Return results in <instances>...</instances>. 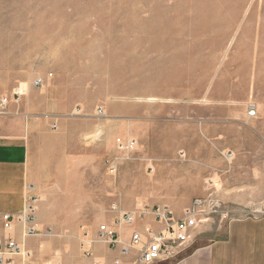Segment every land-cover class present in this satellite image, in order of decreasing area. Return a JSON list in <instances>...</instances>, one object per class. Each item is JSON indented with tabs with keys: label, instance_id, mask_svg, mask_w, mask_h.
Masks as SVG:
<instances>
[{
	"label": "rangeland",
	"instance_id": "1",
	"mask_svg": "<svg viewBox=\"0 0 264 264\" xmlns=\"http://www.w3.org/2000/svg\"><path fill=\"white\" fill-rule=\"evenodd\" d=\"M16 90L0 119L29 135L17 214L36 199L39 231L14 236L33 264H131L99 249L114 204L264 212V0H0V103ZM13 178L0 171V204Z\"/></svg>",
	"mask_w": 264,
	"mask_h": 264
},
{
	"label": "built area",
	"instance_id": "2",
	"mask_svg": "<svg viewBox=\"0 0 264 264\" xmlns=\"http://www.w3.org/2000/svg\"><path fill=\"white\" fill-rule=\"evenodd\" d=\"M35 83L37 87H41L43 79L40 78ZM21 96V93L16 90L12 97L3 98L0 111H6L10 102L19 101ZM99 114H103L102 109ZM248 116L249 118L257 116L255 106H250ZM53 127L57 129L56 125ZM117 144L120 150L125 152L134 151L137 145L136 141H123L122 139H118ZM228 158H233V155H228ZM109 170L112 173L115 172L114 165H109ZM36 202V199H30L23 214H2L0 216L2 229L6 233L5 236H0V264H16L17 257H24V264H33L31 253L19 245L14 234L16 223L20 221L28 225L27 236L35 235L39 231L35 222ZM221 204V200L213 195L207 198H197L183 211L181 217H177L169 206L154 208L141 204L134 211L125 212L114 204L111 206V211L116 215L114 226L102 225L100 227V242L106 244L110 250L118 251L121 257L137 254L131 264L172 262L178 260L194 243L193 233L209 218L219 213ZM126 226L133 228L129 239H126L125 232H123ZM90 264L102 263L94 261ZM114 264H121V259H116Z\"/></svg>",
	"mask_w": 264,
	"mask_h": 264
},
{
	"label": "crops",
	"instance_id": "3",
	"mask_svg": "<svg viewBox=\"0 0 264 264\" xmlns=\"http://www.w3.org/2000/svg\"><path fill=\"white\" fill-rule=\"evenodd\" d=\"M20 131L11 129L8 121L0 119V171L9 172L14 180H19L17 187L13 189L9 203L2 202L0 216L2 214H17L24 202V191L27 187L28 173L25 172L30 153L29 138ZM252 156L264 157V153H250ZM261 154V155H260ZM240 189V188H238ZM14 192L16 194H14ZM222 202H225L222 198ZM10 204V206H7ZM227 205H241L244 201L232 198ZM6 205V206H4ZM236 210H228L226 215L233 214L229 219L226 215L219 220L211 218V225L203 229L201 225L194 233V243L172 262H158L156 264H264V212L257 215L239 216ZM237 212V211H236ZM223 213V212H221ZM210 220V219H209ZM201 228V229H200ZM127 232V229L126 231ZM128 233V232H127ZM6 233L0 226V236ZM126 238H129L126 235ZM201 242H198V239ZM104 258L117 257L118 252L100 245ZM129 258L123 259V264H129Z\"/></svg>",
	"mask_w": 264,
	"mask_h": 264
},
{
	"label": "bare ground",
	"instance_id": "4",
	"mask_svg": "<svg viewBox=\"0 0 264 264\" xmlns=\"http://www.w3.org/2000/svg\"><path fill=\"white\" fill-rule=\"evenodd\" d=\"M25 211H26V210H25ZM129 238H130V237H129ZM129 238H128V239H129ZM55 264H56V263H55Z\"/></svg>",
	"mask_w": 264,
	"mask_h": 264
}]
</instances>
